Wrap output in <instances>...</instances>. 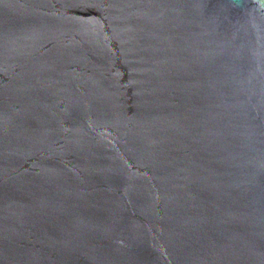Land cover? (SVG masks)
Wrapping results in <instances>:
<instances>
[{
    "label": "water",
    "instance_id": "water-1",
    "mask_svg": "<svg viewBox=\"0 0 264 264\" xmlns=\"http://www.w3.org/2000/svg\"><path fill=\"white\" fill-rule=\"evenodd\" d=\"M0 264H264V0H0Z\"/></svg>",
    "mask_w": 264,
    "mask_h": 264
}]
</instances>
